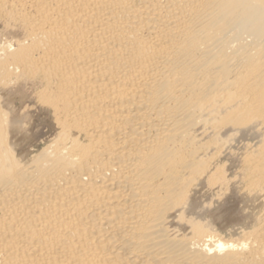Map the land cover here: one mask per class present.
<instances>
[{"label": "bare ground", "instance_id": "1", "mask_svg": "<svg viewBox=\"0 0 264 264\" xmlns=\"http://www.w3.org/2000/svg\"><path fill=\"white\" fill-rule=\"evenodd\" d=\"M1 38L0 264H264V0H0Z\"/></svg>", "mask_w": 264, "mask_h": 264}, {"label": "rangeland", "instance_id": "2", "mask_svg": "<svg viewBox=\"0 0 264 264\" xmlns=\"http://www.w3.org/2000/svg\"><path fill=\"white\" fill-rule=\"evenodd\" d=\"M0 40H3V38ZM28 95L29 87L25 84H20L11 92H7L8 102L10 103V106L17 110V116L21 117L22 109L24 107L23 100ZM24 123L28 125L27 130L17 128L12 134V141L15 142L16 148H19V152L23 155H28L33 149L37 150L40 147H43L56 133L50 109L38 105L36 106L33 103L29 105V112L24 119ZM246 198L247 197H244V195H238L236 193L230 196L226 205L224 204L217 214L216 222L218 227L227 228L233 226V224L235 225L237 222L239 223L245 220V217L247 216L245 215L247 213L246 210L252 206L250 205L252 202H249Z\"/></svg>", "mask_w": 264, "mask_h": 264}]
</instances>
